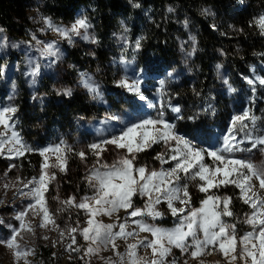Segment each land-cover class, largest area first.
<instances>
[{
	"label": "snow or ice",
	"instance_id": "1",
	"mask_svg": "<svg viewBox=\"0 0 264 264\" xmlns=\"http://www.w3.org/2000/svg\"><path fill=\"white\" fill-rule=\"evenodd\" d=\"M44 22L48 29L58 33L69 44L73 43L74 37L93 44L98 42L88 33L92 25L87 17L77 19L69 28L55 25L47 17ZM253 23L260 34L264 35V15H260ZM120 39L125 44L128 43L126 36H121ZM142 39L135 41L137 50L141 47ZM41 43L37 41L38 45ZM6 47L7 38H0V49ZM37 51L40 56L54 57L48 67H52L62 58L55 42L44 44ZM194 52L195 48L189 56ZM27 64L29 70L26 75L31 76L32 83L35 84L40 75V65L34 58H29ZM168 75L171 76V73ZM81 77L89 92L98 94V86L92 82L91 77L85 78V74H81ZM245 79L249 85L254 86L257 81L264 85V77ZM227 83L225 80V84ZM140 84L139 77L131 83L127 77L118 81V87L126 88L144 100ZM160 85L163 88L164 81H160ZM229 90L235 91L231 86ZM252 90L255 91V87ZM57 95L70 97L72 91L65 89L57 92ZM8 99L12 100L13 97ZM168 107L177 114L176 120L184 119L179 106L169 104ZM210 109L211 105H208L203 111L208 112ZM17 111L14 105L0 107V126L4 129L0 131V158L13 159L38 151L43 161L38 177H33L27 183L21 181L23 188L28 191L21 189L20 195L32 202L14 217L19 222L18 226L7 225L10 229L8 238H0V246L12 252L14 264H31L28 258L36 255L34 248L21 243L24 234L35 236L37 227L47 229L51 225L53 229L60 231L62 237L65 235L64 230L56 223L55 213L48 205L46 193L49 192V185L56 180L55 170L68 171L69 154L78 156L82 161L90 154L96 161L84 178L90 195H85L79 201L75 196L66 200H61L58 195L52 197L62 206L57 212L75 207L83 210L87 216L85 227L80 228L77 221L76 227L66 228L71 237L66 250L81 252V246L77 245L76 235L73 234L79 233L87 242L84 254L79 257L81 260L88 258L85 264H91L93 257L99 258L105 264H189V259L195 260L197 264H207L206 257L213 254H219L226 264H236L237 261L239 264H264V163H256L250 157L241 158L237 155L254 150L264 154V130L258 127V122L264 123V119L257 116L251 108L231 118L229 128L220 138L218 146H203L197 142L195 135L189 138L181 134L177 131L176 124L166 119L165 113L160 111L155 118H141L125 124L118 134L105 136L101 130V139L88 144V152L76 151L64 141L43 149L29 147L16 127ZM198 116L199 113L189 116L188 119L195 121ZM119 119L120 117L112 115L103 123ZM198 130L193 129V133ZM154 145L164 149L155 156L161 167L150 169L147 165L137 164L139 154ZM109 146L114 147L118 153L117 158L110 164L103 159ZM15 167V164L10 165L9 171ZM190 185L205 194L198 207L192 204ZM229 186L239 190L238 198L251 209L250 213L244 214L242 220L232 208L234 198L219 194V189ZM137 198L143 201V207L136 204ZM161 204H165L167 214L175 218L173 227H160L154 223L163 220L166 214L160 210ZM121 211L125 216H119ZM30 213L33 217H40L38 225L28 218ZM113 215L117 216L113 223L98 219L99 216L110 218ZM129 220L135 225L134 228H130ZM238 222L248 225L249 230L241 234L238 231ZM140 233H148L151 238L144 236L140 239ZM129 238L135 242L128 243ZM43 239L47 240L48 237L44 236ZM118 240L125 242V252L119 250ZM140 249L150 250V256L139 255ZM174 249L180 251L182 260L174 256ZM109 250L113 256L105 258L101 255ZM213 264H221V261H214Z\"/></svg>",
	"mask_w": 264,
	"mask_h": 264
},
{
	"label": "rangeland",
	"instance_id": "2",
	"mask_svg": "<svg viewBox=\"0 0 264 264\" xmlns=\"http://www.w3.org/2000/svg\"><path fill=\"white\" fill-rule=\"evenodd\" d=\"M261 15H264V13ZM81 17H87L92 25L88 29V33L90 36L95 37L98 41L97 43L93 44L80 37H74L73 43L69 44L58 33L48 29L44 22L45 16L39 14H36L37 29L28 38L11 37L0 27V38H7L8 43V47L0 49V107L14 105L18 109L15 114L16 127L23 141L29 147L43 149L64 141L76 151L84 150L88 152L87 145L101 139L99 135L101 130L104 131L105 136H110L113 133L118 134L125 124L141 118H155L160 111L165 113L166 119L176 124L177 131L181 134L187 135L189 138L195 135L197 142L203 146H218L220 138L226 133L234 115L251 108L257 116L264 119V85H260L258 81L254 86L249 85L245 79V77L251 79L264 77V62H256L250 67L248 75L244 77L247 83L246 86H241L240 80H237V78L233 80L230 73L226 71L223 78L218 76L216 79H220L221 83L218 89L219 92L210 93L204 97L192 94L180 99L179 94H174V83L181 81V75H178V68L172 62H165L162 59L150 57L147 51L143 52L141 50V47L137 50L135 41L140 39L141 36L136 35L128 26H124L123 31H118L113 36H109L107 41L99 35L93 18L89 15L86 8L82 7L79 9L75 18L70 22L50 19L55 25L69 28ZM125 29H127V32H125ZM117 36L119 38L126 36L128 43L125 44L122 40L121 42H116ZM37 41L42 43L38 45ZM49 42H55L62 54V58L52 67L47 65L54 57L40 56L37 51L38 48H42L44 44ZM11 45H18V47H12ZM99 47H105L113 54L108 68L103 67L100 61L96 65L93 64V59L95 58L93 50ZM73 51L79 54V59L88 57L92 58V62H77L76 57L71 54ZM29 58H34L40 65V75L36 78L35 84L32 83V77L26 75L29 70V65L27 64ZM184 65L188 66V63H184ZM168 73H171V76ZM81 74H85V78L91 77L92 82L98 86V94L90 93L88 88L83 85ZM125 77L129 78L130 83L138 77L141 79L140 89L145 97L144 100H141L138 94L129 92L126 88L118 87V81ZM225 80L228 81L227 84H225ZM160 81H164L163 88H161ZM229 86L235 91H230ZM253 87H255V91L252 90ZM65 89H71L72 95L70 97L57 95V92H62ZM117 89L125 90L130 96H121ZM94 95L95 98H93ZM10 96L13 97L12 100L8 99ZM77 96L82 97L86 101L89 106V112L83 114L70 113L66 121L58 120L53 115V110L56 106L64 107V101L69 102ZM25 102L29 106H25ZM169 104L179 106L184 119L176 120L177 114L171 111V108L168 107ZM149 105H153V107H149ZM208 105H211V109L208 112H204L203 110ZM26 109H29L32 115L41 114L40 123L36 124V127L24 125L23 113ZM212 110H214V114H212ZM197 113H199V116L195 121L188 119L189 116H195ZM112 115L118 116L120 119L109 121L107 124L103 123L107 117ZM258 127L264 130V123L258 122ZM197 128L199 130L193 133V129ZM25 129L26 132L24 133ZM3 130L2 126H0V131ZM162 151H164L163 147L160 152ZM30 153L39 154L38 151ZM28 154L26 153L22 157L13 159L0 158V221L3 222L0 224V238H8L10 229L7 228V225L11 223L18 226L19 222L14 217L17 213L24 210L28 203L32 202L30 199L20 195L19 190L28 191L27 188H23L21 181L27 183L33 177L39 176L43 157L39 154L41 162L36 172L31 176H25L21 171V166L23 158H27ZM156 155L147 157L145 154H139L136 163L147 165L150 169H159L161 164L155 159ZM237 155L241 158L250 157L256 163H264V154L256 150L251 153H238ZM117 156L118 153L115 148L109 146L108 151L103 154V159L104 162L110 164ZM52 162H54V157ZM77 163L80 165V171L84 173L80 193L76 190H69L71 189L70 177L75 173V165ZM95 163V158L90 154L83 161L78 156L69 154L68 171L59 172L55 170L56 180L49 185V192L46 193V196L48 197L50 209L55 213L56 223L59 224L61 230H64L65 235L62 237L60 231L53 229L51 225L47 229L37 227L35 236L24 234V239L21 243L26 244L29 248H34L36 252V255L28 258L31 264L39 263L38 253L42 245L50 247L52 256L57 261H60L61 264H85V261L88 260L87 257H85V260L79 258L84 254V250L87 247V242L83 240L79 233L73 235H76L77 245L81 246V252L76 253L66 250V246L71 240L66 228L76 227L77 221H79L80 228L85 227L86 214L83 210H78L75 207L63 212H57L56 210L62 206L59 201L53 200L52 197L58 195L61 200H66L71 196H75L77 201H79L85 195H90V190L84 178L89 174V170ZM12 164H15L16 167L11 168L9 171V167ZM164 167H168V165H164ZM6 172L7 175H5ZM6 184L8 185L7 188L5 187ZM189 190L193 206L198 207L200 201L205 198V194L191 185ZM136 204L143 207V201L139 198H137ZM243 205L242 200L238 198L234 212L240 220L243 219L244 214L251 211L250 208L245 210ZM9 207L12 209L6 210ZM159 208L166 214L162 222L155 221L154 223H157L160 227H173L175 218L167 214L166 205L161 204ZM119 216L123 217L125 213L121 211ZM28 218L32 220L33 224L38 225L40 222V217H33L31 213ZM98 219L103 220L105 223H113L116 221L117 216L113 215L110 218L99 216ZM129 226L130 228L135 227L131 220H129ZM248 230V225L238 222V231L241 234ZM44 236H47L48 239H43ZM144 236H149V234L140 233L139 238L143 239ZM149 238L151 237L149 236ZM54 242L55 246H53ZM133 242L135 241L129 238L128 243ZM117 244L120 246L119 250L121 252L126 251L124 241L118 240ZM77 245H73V247ZM173 254L178 260H182L178 249H174ZM101 255L107 258L113 256V253L109 250L102 252ZM139 255L150 256V250L140 249ZM217 260L221 261V264H226L219 254L206 257L207 264H213ZM0 264H14L12 252L4 246H0ZM91 264H105V262L93 257ZM189 264H197V262L189 259ZM236 264H239V261Z\"/></svg>",
	"mask_w": 264,
	"mask_h": 264
},
{
	"label": "trees",
	"instance_id": "3",
	"mask_svg": "<svg viewBox=\"0 0 264 264\" xmlns=\"http://www.w3.org/2000/svg\"><path fill=\"white\" fill-rule=\"evenodd\" d=\"M82 7L93 18L103 39L109 40V36L128 26L143 38V52L147 51L155 59L172 62L178 68V75H181V81L174 83V94H179L180 99L192 94L204 97L219 92L221 83L220 79H216L218 76L223 78L226 71L233 80L237 78L241 86H246L244 77L250 67L256 62H264V35L253 23L264 13V0H0V27L11 37L28 38L37 29L36 14L70 22ZM115 40L121 42L118 36ZM193 48L195 52L189 56ZM110 52L105 47L95 48L93 64L100 61L103 67L108 68L113 57ZM71 54L77 62H92V58L88 57L79 59L76 51ZM117 92L121 96H130L123 89H117ZM24 105L29 106L26 102ZM53 111V115L64 122L70 113L89 112V106L77 96L69 102L64 101V107L56 106ZM40 115H32L26 109L23 113L24 125L36 127L40 123ZM161 150V146L154 145L140 155L151 157ZM40 162L39 154L29 153L27 158H23L22 173L33 175ZM75 167L69 190L80 193L84 173L78 163ZM218 191L234 198V210L239 190L229 186ZM243 206L249 210L248 205ZM38 256V264H61L52 256L50 247L42 245Z\"/></svg>",
	"mask_w": 264,
	"mask_h": 264
}]
</instances>
